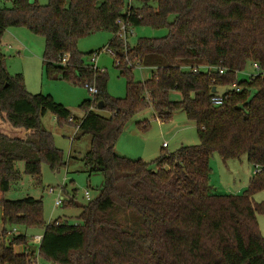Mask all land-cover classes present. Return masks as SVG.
Returning a JSON list of instances; mask_svg holds the SVG:
<instances>
[{"label":"trees","instance_id":"trees-1","mask_svg":"<svg viewBox=\"0 0 264 264\" xmlns=\"http://www.w3.org/2000/svg\"><path fill=\"white\" fill-rule=\"evenodd\" d=\"M139 1L134 7L124 0H12L0 8V40L6 28L23 26L44 38L47 77L96 86L93 100L80 104L84 116L77 125L80 135L91 137L90 171L103 176L99 195L81 206L76 225L61 218L46 222L41 200L1 196L0 264H31L36 255L49 264H264L257 221L264 200L253 199L264 192V0ZM118 19L133 28H166L167 34L141 37L124 50ZM101 30L113 34L107 48L126 79L122 98L107 93L106 73L85 66L76 46ZM253 63L258 74L237 80ZM136 64L152 69L151 77L134 80ZM204 65L224 72L192 71ZM232 83L240 91L227 89L222 103L213 105L218 93L212 88ZM172 91L180 100L170 99ZM100 101L108 116L94 111ZM146 107L161 121L182 110L196 125L198 143L163 147L149 162L117 153L125 122ZM47 112L58 123L71 118L51 95L26 91L23 76L10 75L0 53V195L21 180L18 162L37 185L42 163L52 171L64 165L62 150L41 123ZM213 153L223 161L246 156L258 167L241 194L210 191ZM13 227L42 229L35 252L25 233L4 240ZM15 245L24 251L15 252Z\"/></svg>","mask_w":264,"mask_h":264},{"label":"rangeland","instance_id":"rangeland-1","mask_svg":"<svg viewBox=\"0 0 264 264\" xmlns=\"http://www.w3.org/2000/svg\"><path fill=\"white\" fill-rule=\"evenodd\" d=\"M36 1L40 5L48 3V0ZM124 2L134 7L140 6L139 0H124ZM11 5L12 0H0V8ZM166 34V28L138 26L133 28L132 35H128L127 43L133 46L141 37L161 38ZM112 37L113 34L110 31L101 30L80 38L76 46L83 54L85 64L91 63L92 56L88 53L99 50L95 54L96 66L107 75V93L112 97L122 98L126 94V79L119 74L115 65V55L106 50ZM43 51L44 38L33 34L23 26L6 28L0 40V53L5 57L7 72L10 75L21 74L25 89L29 93L51 95L55 101L68 108L72 122L68 119L58 123L56 116L51 112H47L41 119L42 126L52 134L54 145L62 150L64 165L52 171L48 164L42 163L40 184L37 185L31 175L22 172L23 163L18 162L16 167L22 173L21 180L0 197L3 196L8 200L24 197L41 200L46 222L61 218L67 220L69 224L76 225L80 222L78 217L82 210L81 206L89 201L85 198V192L89 193L90 200L95 199L103 184L102 174L99 171L91 172L86 159L91 137L88 134L80 135L76 127L84 116L80 104L85 100H93V95L89 94L82 84L47 77L42 61ZM150 72V69L138 65L131 70L133 79L136 81L148 79ZM255 72L256 70L249 65L237 74V80L247 78ZM87 83L94 85L92 82ZM227 89L231 87H217L216 92L221 94ZM180 98L178 91L170 93V99L180 100ZM94 111L108 116L105 110L96 108ZM144 122L145 126H143ZM163 142L167 144L165 147L167 151H174L183 144H197L195 123L189 120L182 110L174 111L169 120L161 121L150 107H146L125 122L116 141L115 151L128 158H140L149 162L159 155ZM209 165L210 191L214 194H241L247 187L254 170V166L247 162L246 156L223 161L219 154L213 153L210 156ZM59 197H62L63 203L55 206V200ZM253 199L256 203L263 201L264 192H257ZM1 214L0 208V228H2ZM257 221L261 233L264 234V213L257 214ZM17 228L19 233H25L32 245L37 244L35 239L43 232L40 228L26 230ZM17 247L23 248V246L15 245L14 250L17 253ZM31 264L49 263L36 255Z\"/></svg>","mask_w":264,"mask_h":264},{"label":"built area","instance_id":"built-area-1","mask_svg":"<svg viewBox=\"0 0 264 264\" xmlns=\"http://www.w3.org/2000/svg\"><path fill=\"white\" fill-rule=\"evenodd\" d=\"M117 25H118V30L116 32V35L117 37H119L122 41H123V47H124V50L127 49V47H129L128 43H127V37L128 35H132L133 33V27H131L130 25H128L125 21L123 20H120L118 19L117 20ZM106 50L111 53V54H114L113 51L109 48H106ZM96 52H93L91 54L92 58H91V63H88V64H85V66H87L88 68L96 71V70H100L97 66H96V60H95V57H96ZM66 59H67V56H63L61 61H60V64L61 65H65L66 64ZM138 65V64H136ZM135 65V66H136ZM140 66V65H138ZM252 67L256 70L255 74H251V75H248V77H254L258 74V71H259V67L257 65V63H253L252 64ZM198 70H202V71H211V70H218L219 73H223V69H221L220 67H212V66H209V65H204V66H200V67H193L192 68V71H198ZM84 86L86 87L87 91L89 92V94L91 95H95L97 93V88L95 85H91L89 83H85ZM231 89L235 90L236 92L240 91V87L236 84V83H232L230 85ZM222 97L220 94H214L212 97H211V102L213 105H220L222 103ZM69 121L72 122L73 119L72 118H69ZM78 128V125L76 126ZM167 144L164 142L163 143V147H166ZM258 171V167L255 166L254 170H253V173L257 172ZM85 198L87 200H90V195L89 193L86 191L85 192ZM63 203V199L62 197H59L55 200V206H60L61 204ZM1 230V228H0ZM19 234L18 232V228L17 227H13L10 231L7 232L6 236L4 237V240L5 241H9L12 237V235H17ZM41 239V236H37L36 239H35V242L38 244L39 241ZM36 244V245H37Z\"/></svg>","mask_w":264,"mask_h":264},{"label":"water","instance_id":"water-1","mask_svg":"<svg viewBox=\"0 0 264 264\" xmlns=\"http://www.w3.org/2000/svg\"><path fill=\"white\" fill-rule=\"evenodd\" d=\"M215 92H216V88L213 87V88H212V93H215ZM102 107H103V103H102V101H100V102L97 104V108H98V109H102ZM31 247H32V251H33V252H35V251L37 250V245H32Z\"/></svg>","mask_w":264,"mask_h":264},{"label":"crops","instance_id":"crops-1","mask_svg":"<svg viewBox=\"0 0 264 264\" xmlns=\"http://www.w3.org/2000/svg\"><path fill=\"white\" fill-rule=\"evenodd\" d=\"M110 41V40H109ZM142 67V66H141ZM144 68H146V67H144ZM148 69H150V68H148ZM150 76H149V78L151 77V75H152V69H150ZM218 94H220V93H218ZM62 104V103H61ZM65 106V105H64ZM66 107V106H65ZM67 108V107H66ZM68 109V108H67ZM196 126V125H195ZM164 143V142H163ZM163 143H162V147H163ZM184 145V144H183ZM167 147V146H166ZM1 208V207H0ZM2 211V210H1ZM17 250H18V253H22L23 252V248L22 247H17Z\"/></svg>","mask_w":264,"mask_h":264}]
</instances>
